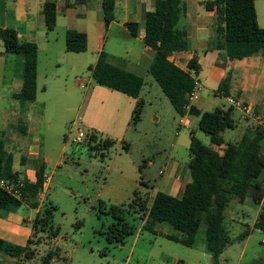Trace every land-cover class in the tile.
Returning <instances> with one entry per match:
<instances>
[{
  "label": "crops",
  "instance_id": "0c3cea01",
  "mask_svg": "<svg viewBox=\"0 0 264 264\" xmlns=\"http://www.w3.org/2000/svg\"><path fill=\"white\" fill-rule=\"evenodd\" d=\"M105 1L56 0L57 24L54 30L49 31L43 14L46 0H0V31L13 29L20 42L35 43L38 46V91L46 93L52 86H60L54 84L53 80L67 78L63 93L68 98L74 97L72 94L74 90L84 93L78 99L80 102L77 109L66 108V111L74 112V122L78 120L88 132H94L100 138L108 137L107 140H118L124 148V137L132 131L133 113L138 106L139 98L135 99L124 93L96 85L91 68L97 64L101 53L105 52L109 64L144 80L142 91L148 84L155 89L156 81L153 82L151 78L150 68L156 53L145 45L144 37L146 14L155 9L157 0H113L115 20L109 27H106L104 23ZM207 1L209 0H185L186 16L180 25L187 31L188 47L185 51L173 53L170 60L182 70L188 71L189 63L195 59L199 67L198 77L202 89L199 99L189 104L184 116H180L176 110L172 116V124L176 130L173 149L161 163L159 175L161 170H164V174L160 175L155 185L147 190L150 205L158 192L166 193L177 199L182 198L186 186L192 181L189 171V163L192 160L191 138L194 135L203 143L205 139L198 129L199 117L189 112L190 107L208 112L205 108L213 104V101L209 99L212 94L225 101L226 105H223L222 109L227 110L231 108L227 103V98L232 96L252 105L264 119V57L255 55L229 64L224 63L221 58L224 51L219 49V44L223 42L218 33L221 22L215 9L207 10ZM255 7L259 26L264 29V0H255ZM131 22L140 25L137 37H133L130 33L128 23ZM69 31L85 33L88 36V49L84 54L91 53L92 56H73L74 53L66 51V34ZM112 31H115V39L112 42V49L106 52L109 44L108 35ZM64 44L63 54L57 55L56 52ZM4 53L5 49L0 36V130L10 127L8 151L14 155V171L19 176L18 184H23L24 180L35 183L41 161L46 167L44 177H49L44 192L38 198V208L32 207L26 201L20 209L15 211L0 210V238L14 245L26 247L30 240L34 239L35 216L42 210L49 188L59 168L63 167L66 150L70 144L64 145L57 159L43 152L41 129L44 115L37 113L38 94L36 102L28 103L26 112L22 113L20 102L14 99V94L23 87L22 61L14 55L6 56ZM42 54L48 56H42ZM43 59L47 60L48 67H50L48 71H45V77L50 81L39 87L40 65ZM10 65L14 66V69L8 72ZM65 66H68L70 71L63 76L57 73L56 78L53 79L51 70L53 68L61 70ZM86 69L89 70L90 77L83 79L79 75L83 74ZM228 70L232 71L231 94L224 97L218 93V88ZM73 76L75 81L69 85V78ZM45 105L43 103L44 107ZM217 106L215 105V108H220ZM233 117L237 122L235 129H240L241 136H243L253 122L242 119L241 113L236 109H234ZM21 119L26 121L27 134L18 131ZM71 136L73 135L70 134L69 137ZM241 138L233 143L239 142ZM214 148L223 153L225 146ZM262 178L264 180V173ZM248 199L253 201L252 198H247L245 203ZM263 204L264 200L260 205L255 203L257 213L253 218L244 214L239 217L238 221H234L249 231L246 240L239 244L243 247L238 264H241L240 262L256 235H258L259 243L264 245V233L255 228ZM164 225L160 227L163 228ZM156 230L158 234L165 237L174 234L170 228H166L165 233L159 231V226ZM234 246L235 244L228 246L224 253L229 250L233 251ZM203 251L204 256L212 258L207 253L206 244ZM10 261L16 262L15 264L21 262L0 254V264H7ZM227 261L226 258L220 260L218 264H227Z\"/></svg>",
  "mask_w": 264,
  "mask_h": 264
},
{
  "label": "trees",
  "instance_id": "16d2710c",
  "mask_svg": "<svg viewBox=\"0 0 264 264\" xmlns=\"http://www.w3.org/2000/svg\"><path fill=\"white\" fill-rule=\"evenodd\" d=\"M209 11L216 10L221 22L218 33L223 40L219 49L224 51L221 56L224 63H232L247 57L261 55L264 57V29L259 26L255 0H209L206 2ZM43 14L49 31L57 24V2L46 0ZM186 16L185 0H157L155 9L146 14L145 37L146 46L155 51V60L150 73L159 84L166 97L180 116L186 114L189 106L188 96L195 86L190 70L199 67L195 59L189 63L188 71L176 66L170 57L175 52L185 51L188 47L187 31L181 28V21ZM115 20V2H104V23L106 27ZM133 37L140 32L138 23H128ZM5 55H14L22 61V89L14 94V99L21 104L22 113L26 112L27 103H34L38 94V53L35 43H22L13 29L0 31ZM88 49V36L85 33L69 31L66 34V51L84 53ZM93 70V81L96 85L124 93L135 99L139 98L144 87V80L132 73L114 67L107 61V54L102 52ZM232 71L228 70L223 78L218 93L224 97L231 94ZM189 112L199 117L198 129L210 139L205 145L194 135L191 138L190 152L192 160L189 171L192 181L184 191L182 198L177 199L163 192H158L149 204L147 191L136 190L132 200L125 208L114 207L112 213L116 225L110 229L108 241L121 243L125 237L134 233V227L126 222L124 213L136 214L145 222L142 230L158 234L156 228L166 224L176 234L166 238L186 247L194 246L197 235L203 225L206 226V250L212 256L214 264H218L226 248L241 243L249 236L245 231L235 239H231L224 226L225 213L234 198L244 204L247 198L260 205L264 200V126L251 123L241 140L237 143L226 142L224 132L235 129L237 122L233 117L234 109L216 108L211 112H202L190 107ZM141 108L138 104L133 113L134 124L140 119ZM18 131L27 134L26 121L21 119ZM10 127L0 130V181L5 180L20 190L16 197L0 187V210L15 211L23 202H29L38 208V198L43 192L46 167L40 163L35 183L23 182L19 188V176L14 171V155L8 151ZM90 151L108 150L114 145L111 140H101L94 135L87 144ZM223 153L214 147H224ZM126 148V145L124 146ZM53 204L46 202L33 222L34 238L40 233L47 238H55L59 230H54ZM255 228L264 233V204L259 213ZM46 238V239H47ZM21 247L0 238V254L18 261L31 260L35 257L33 243ZM55 251H49L41 264H52ZM252 264H264L254 262Z\"/></svg>",
  "mask_w": 264,
  "mask_h": 264
},
{
  "label": "rangeland",
  "instance_id": "374dc122",
  "mask_svg": "<svg viewBox=\"0 0 264 264\" xmlns=\"http://www.w3.org/2000/svg\"><path fill=\"white\" fill-rule=\"evenodd\" d=\"M108 39L106 52L112 49L115 31L109 33ZM64 50L65 44L56 52L57 55H62ZM72 55L92 56L91 53ZM48 68L50 69L47 60L43 59L39 87L50 81L45 77ZM12 69L14 66L10 65L8 72ZM69 71L70 68L65 66L61 70L53 68L51 73L55 79L57 73L63 76ZM79 76L88 79L90 72L86 69ZM151 78L155 82L153 76ZM65 80L67 78L64 77L63 80H53L54 84L60 86H52L46 93L39 90L37 100V113L44 115L41 129L43 152L57 159L64 145L70 144L63 167L59 168L44 202H50L56 208L52 220L54 230H59V234L49 239L40 233L38 237L42 242L31 245L35 250V257L31 260H20L18 264H41L42 258L51 250L56 253L52 264H214L212 258L203 255L206 244L205 225L201 227L194 246L186 247L160 234L142 230L145 222L138 215L126 212L123 215L126 222L134 227V233L126 236L121 243L108 241L110 229L117 222L112 208H125L133 198L135 190L145 192L153 187L159 179L162 161L173 149L176 130L172 124V116L175 109L161 87L155 82V89L148 84L141 92L138 101L141 108L140 119L137 124L133 121L132 131L124 137L126 148H122L118 140H111L114 145L108 150L90 151L83 144L73 143L75 134L69 137L75 116L74 112H68L66 108L77 109L80 102L78 99L84 93L74 90V97L68 98L63 93ZM69 80V85L73 84L75 77ZM209 99L213 104L207 106L205 111L215 110V105L220 108L226 105L223 99L212 94ZM43 103L46 104L45 107ZM85 132L89 133L87 130ZM201 134L205 139L204 144L209 145V137ZM95 135L98 136L96 133ZM223 135L226 142H235L243 137L240 129H228ZM99 139L107 140L108 137ZM256 213L257 205L251 199L241 204L234 198L225 213L224 226L228 236L234 239L246 231V227L234 221H238L244 214L253 218ZM166 228H170L174 234L177 233L166 224L163 228L159 225L161 233H165ZM239 244H235L233 251L224 253L220 260L227 258V264H238L243 247ZM254 262H264V245L259 243L258 235L252 239L240 263ZM15 263L10 261L7 264Z\"/></svg>",
  "mask_w": 264,
  "mask_h": 264
},
{
  "label": "built area",
  "instance_id": "2783aa9c",
  "mask_svg": "<svg viewBox=\"0 0 264 264\" xmlns=\"http://www.w3.org/2000/svg\"><path fill=\"white\" fill-rule=\"evenodd\" d=\"M190 72H191L190 73L191 76L194 78V81H195V86L188 96L189 103L192 104L194 101L199 99L202 85H201V82L199 80L196 70H190ZM227 103L229 104L231 108L236 109L241 113L242 119L253 122L257 125L264 126L263 117L256 111V109L252 105L247 104L243 102L241 99H238L232 96L227 98ZM85 131L86 129L82 123L78 121L74 122L72 129H71V133H70L72 135L73 134L76 135L75 138H72L73 143L87 144L89 140L95 135L94 132L86 133ZM163 174H164V170H161L160 175H163ZM48 181H49V177L45 176L43 192H44V188L46 187V184ZM18 186L19 188H21L23 184H18ZM0 187L6 192L16 197L21 196L20 190L18 189V187L12 184H9L5 180L0 181Z\"/></svg>",
  "mask_w": 264,
  "mask_h": 264
}]
</instances>
